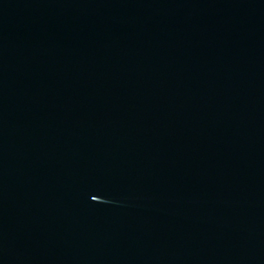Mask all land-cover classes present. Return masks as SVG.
<instances>
[{
    "label": "water",
    "instance_id": "water-1",
    "mask_svg": "<svg viewBox=\"0 0 264 264\" xmlns=\"http://www.w3.org/2000/svg\"><path fill=\"white\" fill-rule=\"evenodd\" d=\"M0 264H264V0H0Z\"/></svg>",
    "mask_w": 264,
    "mask_h": 264
}]
</instances>
